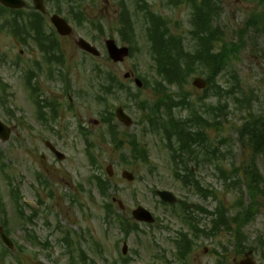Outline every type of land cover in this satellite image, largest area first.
Returning <instances> with one entry per match:
<instances>
[{
  "label": "rangeland",
  "instance_id": "rangeland-1",
  "mask_svg": "<svg viewBox=\"0 0 264 264\" xmlns=\"http://www.w3.org/2000/svg\"><path fill=\"white\" fill-rule=\"evenodd\" d=\"M26 1L32 5L31 0ZM119 1L122 0H77L72 3L66 0L61 5L63 13L71 15L69 21L74 28L73 34L62 37L60 41L66 60L63 68L58 63L46 65L36 46L24 44L14 38L4 23L3 15L0 18V93L3 92L1 83L8 84L7 97L4 103L0 101V117L14 127L8 142L0 140V152L4 154V159L0 160V200L6 210L5 218L12 237L26 250L23 252L16 248L4 254L5 250L0 244V264H71L70 256L77 258L81 245L100 264H120L123 234L118 230L117 224H107L104 198L98 193L92 179L94 173L105 172L108 165H112L114 169V175L110 177L113 185L111 194L122 203V206L117 207L119 213L129 217L136 206L142 205L155 212L160 225L171 227V230H165L156 225L147 228L149 234L133 233L127 238L130 264H180L175 261V249L170 240L180 224L170 213L171 209H166L159 198L154 196L153 188L172 190L180 197L188 198L190 203H205L209 209L215 206V201L211 198L210 201L200 200V196L192 194L181 185L174 177L171 157L161 135L145 132V128L149 127L145 114L149 112V105L157 99L152 88L157 77L152 68L147 23L140 4L147 1L154 13L163 16L167 28L182 40L187 50L194 48L191 34L193 25L190 23L192 9L182 0H125L135 24L136 31L132 38L136 49L133 57L115 63L108 57L105 41L113 38L118 45L127 44L123 42L119 32ZM215 1L217 13L220 12L221 15L219 23L224 30L223 38L229 47L237 45L239 49L218 77L222 90L212 87L201 89L194 85L197 77L206 79V71L203 76L198 73L191 75L189 82L183 87L170 86L169 89L179 101L190 99L193 108L208 117L211 123L216 119L221 121L219 126L207 129L208 150H201L196 173L204 186L217 189L223 203L235 215L243 209L240 199L247 202L249 197L246 184L243 182L239 186L231 183L232 180L237 179V174H245L254 159H257V166L264 175V157L258 158L247 142L239 140L237 134L238 125L256 115L264 114V7L256 0ZM57 6V0H52L48 9L52 10ZM73 8L83 12L82 20L75 18ZM156 19L157 16L152 20ZM95 25H101L103 30H97ZM80 37L92 42L101 51V55L94 57L82 51L77 45ZM218 42L219 45L222 44L221 41ZM35 61L41 65L38 66ZM35 65L39 68L37 80L44 97L60 102L59 118L55 120L51 118L49 108H46L49 113V122L46 124L38 118L36 106L24 86L26 71ZM135 68L139 74L148 77L151 86L139 89L134 83L124 79V74L134 72ZM60 70L71 81L70 90L75 95L77 109L70 110L68 106L58 76ZM109 72L119 76L125 85L130 86L138 101L147 104L145 110H141L125 94L120 98L109 97L110 106L114 108L122 105L134 119L132 125H122L121 131L126 138L128 135L138 138L147 149L149 162H144L143 159L129 163L130 148L118 150L107 137L103 138L106 126L101 123L97 127L93 126V121L100 119L105 113V107H108L100 103L96 95L103 94V84L106 83ZM219 105L221 109L218 108ZM209 107L217 108L218 112H207L205 108ZM12 110L16 111V117L10 114ZM183 110L182 115L190 113V110ZM175 112L176 116L181 113L178 109ZM80 121L91 128L89 132L93 141V156L97 157L99 166L91 163L85 151L84 138L77 133ZM47 141H51L66 154L64 161L55 158L46 145ZM217 145L220 146L219 149L216 148ZM122 152L128 158L123 157ZM190 165H194L193 160H190ZM125 169L132 171L137 178L133 181L123 178L122 171ZM222 172L226 174L223 179ZM39 175L44 176L46 182L41 183ZM11 179L13 186L20 191V197L27 203L26 213L38 211L35 222L29 224L27 229L35 231L44 245L24 240L25 228L21 227L22 222L17 216L10 193ZM225 182L230 186L226 187ZM202 217L205 219V216ZM2 220L3 215L0 213V224ZM206 221L203 222L204 225ZM244 230L247 238L243 246L255 247L257 250L252 255L255 263L264 264L263 206ZM66 231L71 233L74 241L73 252L70 254L64 251L68 244L61 242ZM232 243L233 235L228 231H222L213 239H202L188 263L217 264L218 257L213 255L211 249L224 255L222 245H225L229 264H237L245 255L239 256L234 252ZM99 247L103 253L101 257L94 253ZM164 252L171 261H166L162 254Z\"/></svg>",
  "mask_w": 264,
  "mask_h": 264
},
{
  "label": "trees",
  "instance_id": "trees-1",
  "mask_svg": "<svg viewBox=\"0 0 264 264\" xmlns=\"http://www.w3.org/2000/svg\"><path fill=\"white\" fill-rule=\"evenodd\" d=\"M192 8L191 31L193 37L194 50H187L182 40L169 32L165 21L157 17V29L150 28L149 40L154 59L158 64L160 75L166 76L169 81H180L186 83L193 73L204 74L206 71L209 84L218 87L216 81L224 68L227 66L230 57L237 53L232 48H223L215 51L214 41L218 36H222L220 27L216 26L217 11L212 8L209 0H186ZM150 16V15H149ZM149 18V17H148ZM152 19V17L150 16ZM160 25L162 27H160ZM165 26V29H164ZM220 87V86H219ZM218 87V88H219ZM220 90V88H219ZM187 101V100H186ZM176 128L178 140L185 145L184 138L190 136L183 126L172 124ZM174 132V130H173ZM242 135L249 134V142L256 154L264 156V114L254 116L240 129ZM191 148V145L188 146ZM248 191L253 199V204L243 211L244 222L252 219L256 212V202L259 196H264V178L258 173L257 168L252 166L247 170ZM262 182V186L260 183ZM258 204V202H257ZM238 214L233 220H239Z\"/></svg>",
  "mask_w": 264,
  "mask_h": 264
},
{
  "label": "water",
  "instance_id": "water-1",
  "mask_svg": "<svg viewBox=\"0 0 264 264\" xmlns=\"http://www.w3.org/2000/svg\"><path fill=\"white\" fill-rule=\"evenodd\" d=\"M37 3H39L41 0H36ZM17 4H20V2L18 0H15V5ZM70 32V29L66 26V33ZM80 45L85 48L86 50H89V51H93L96 53V51L93 49V47H91L90 44L86 43V41L84 40H80ZM109 48H110V52L112 54V56L114 57V59L116 60H119V59H122L123 56L127 53V50L126 49H118L115 44L113 42H110V45H109ZM200 81V80H199ZM200 83V82H199ZM203 84L201 83V86ZM2 130H3V125L0 124V134H2ZM8 134H9V131L6 129V133L5 135H3V138L7 139L8 138ZM130 178H132V176H129ZM161 195L167 199V200H172L171 196L169 193H161ZM141 213L138 214L139 218H146L147 220L150 219V216L148 213L144 212V211H140ZM241 264H254L250 259H247L245 261H243Z\"/></svg>",
  "mask_w": 264,
  "mask_h": 264
}]
</instances>
